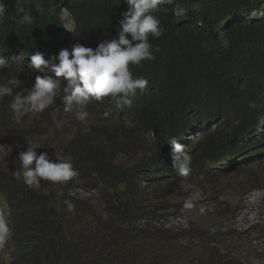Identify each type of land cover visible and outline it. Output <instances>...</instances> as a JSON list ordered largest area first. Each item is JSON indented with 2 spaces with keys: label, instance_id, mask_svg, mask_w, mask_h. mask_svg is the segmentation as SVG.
Here are the masks:
<instances>
[{
  "label": "trees",
  "instance_id": "obj_1",
  "mask_svg": "<svg viewBox=\"0 0 264 264\" xmlns=\"http://www.w3.org/2000/svg\"><path fill=\"white\" fill-rule=\"evenodd\" d=\"M39 1L38 6L34 0H29L26 5L34 17L30 25H19L13 19L16 17L15 0L5 2L8 12L0 25L1 57L50 52L48 49L57 40L69 35L63 29L61 7L70 13L75 23V34L90 41L98 31L91 13L100 11L104 5L105 9L122 5V0ZM175 4L189 11L182 17H176L165 5L160 6L153 14L160 19L164 33L158 39L149 37L159 51L154 52L155 59L144 63L146 70L139 71L133 65L135 74L138 76L142 72L149 82L150 92L141 112H147L155 119L157 136L175 127L188 111L206 117L220 116L229 111L240 112L242 105L236 101L238 98L233 87L235 78L240 75L254 86V79L260 76L248 73L259 71L264 74V45L256 39L259 38L257 34L264 30V24L245 22L250 15L246 12L253 10L259 0H175ZM175 4L170 5L173 10ZM112 22L115 25V20ZM102 25L108 34L111 23ZM220 32L229 42L227 47L218 39ZM97 39H100L99 35ZM164 52L166 57L177 59L182 67L184 97L165 90L158 83L156 72L150 69L157 62L156 57H161ZM155 98L159 108L153 109L151 106ZM251 110L253 116L249 108H245V117L238 116L222 131L224 133L205 141L194 157L200 165L207 160L208 169L217 160H230L235 167L223 177L229 179L240 198L251 189L264 187L258 179L249 183L243 181L245 175L254 177V171L264 166V137L263 140L257 138V121L260 119ZM157 114H161L162 120L157 119ZM4 117L8 120L12 115L7 110ZM12 121L15 122L13 117ZM81 141L73 140L69 145L65 142V151L61 154L71 160L78 172V180L94 183L97 188L102 182L106 184L121 211L113 212L109 204H105L109 212L104 218L99 208L88 200L69 197L67 189L59 194L49 193L53 185L50 181L41 180L39 190L27 187L22 179L17 180L14 176L20 166L1 170L0 195L8 205L14 235L7 243L9 252L6 262L0 261V264H173L179 257L185 256L186 250H196V255H190L195 264H235L224 246L244 232H230L223 228L205 231L192 226L178 232L164 231L165 236H162L157 234V228H142V219L155 217L161 211L181 212L183 200L173 188L175 178L172 174L166 172L164 189L167 192L157 196L158 205L146 210L135 202L133 193L129 194L130 182L135 177L134 168L122 169L118 163L110 164L92 151L82 155L79 148ZM149 165L153 172L157 169L163 171L159 159H153ZM111 174L116 175L107 178ZM130 174L133 176L131 181L127 178ZM155 177L157 181L161 180L157 174ZM194 181L202 192L193 201L196 208L204 203H217L216 190L219 187L216 182L211 183L204 177ZM227 191L234 195V190ZM164 197L170 198L171 202L164 205ZM138 198H145L141 189ZM66 201L74 205L72 211H68ZM241 205V201L238 204L225 203L218 209L221 212L218 219L227 217L228 221H232L234 215L240 212ZM229 210L231 214L228 216ZM203 217L202 222L208 224V215ZM29 224L34 227L27 233ZM138 232H146V238L140 237ZM168 235L171 236L166 237ZM204 240L209 245H203ZM211 255L217 256L212 260L205 257Z\"/></svg>",
  "mask_w": 264,
  "mask_h": 264
},
{
  "label": "clouds",
  "instance_id": "obj_2",
  "mask_svg": "<svg viewBox=\"0 0 264 264\" xmlns=\"http://www.w3.org/2000/svg\"><path fill=\"white\" fill-rule=\"evenodd\" d=\"M6 1L0 0V25L4 23L8 12ZM34 2L36 6L40 3L39 0ZM28 3L29 0H15L16 17L13 19L19 25L33 23L34 17L26 7ZM173 4L175 0H122L121 6L105 9L104 5L100 11L91 13L99 32L95 31V38L90 41L75 34V23L70 13L61 7L63 29L69 35L57 40L55 45L48 49L50 52L43 54L36 51L29 55L17 54L10 57L7 55L6 58L0 56V125L12 123L9 125L13 128L15 125L19 126L25 118H31L35 120L40 131L47 134V142L56 144L55 149L59 152L65 151V142L69 145L73 140L74 142L82 140L79 145L82 155L92 151L110 164L118 163L122 169L133 167L135 172L133 181L130 180L133 177L131 174L127 176L131 181L129 194L133 193L135 202L146 210L158 205L157 196L167 192L164 189L166 172L172 174L175 178L173 188L175 192L181 194L183 200L181 212L161 211L160 214L164 215V218L182 217L186 225L184 228L163 230L168 232L191 228L194 226L193 222L189 221L192 216L203 220L205 218L203 216L208 215L209 223L215 219L220 222L228 221L227 217L218 219V215L221 214L218 209L225 203L231 204L220 195V188L216 190L217 203H204L198 208L193 204L202 193L194 180L204 177L211 183L216 182L217 186L219 179L229 181L223 175L229 174L235 167L230 160H217L209 169L207 160L201 165L195 162V154L205 141L224 133L222 131L238 116L245 117V108H249L251 115V109L255 111L257 119H260L257 121L259 125L257 138L263 140L264 137V74L259 71L248 73L250 76H260L254 79V86L240 75L234 80L233 87L238 100L235 95L234 97L242 105L240 112L229 111L216 118L188 111L182 115L175 127L159 136L155 134V119L149 113L141 112L150 92L149 82L142 72L138 76L135 74L133 65L139 71L146 70L144 63L155 59L154 52L159 51L149 37L158 39L164 33L160 19L153 14L160 6L165 5V8L176 17H182L189 11L179 4H175L173 10L170 6ZM63 12L68 15L73 25L72 30L66 29L62 19ZM246 13L250 15L245 22L264 24V0H259V4ZM102 23H111L108 34ZM98 35L100 39H97ZM257 36L259 38L256 39L264 45V30ZM218 39L224 47L228 46L229 42L223 32L218 34ZM88 46H93L94 49ZM156 59L157 62L150 69L156 72L158 83L165 90L184 97L183 71L177 59L166 57V52ZM158 103V99L155 98L151 107L159 108ZM7 110L15 122H11L12 117L4 119L7 117H4ZM157 119L162 120L161 114H157ZM26 142L27 149L18 154L20 167L14 172L17 180L22 179L27 187L34 190L40 189L41 180L50 181L53 185L49 193L59 194L67 189L66 194L69 197L88 200L99 208L104 218L109 209L113 212L121 211L106 184L102 182L97 188L94 183L81 182L69 158L55 154L53 159L47 152L38 155L35 150L41 146ZM153 159H159L165 173L160 169L156 172L151 171L149 164ZM156 174L161 177L160 181L155 179ZM115 175L111 174L107 178H114ZM140 189L145 195L144 199L138 198ZM256 190L264 191V187L251 189L241 198L238 195L237 198L242 203L241 209L247 205L244 197ZM162 202L167 205L171 199L164 197ZM65 203L68 211L74 209L70 201ZM244 203L246 204L243 206ZM105 204H109V209ZM230 211L227 212L228 216ZM9 215L7 203H0V249L5 247L14 235ZM240 215V212L234 215L232 221ZM155 218L159 219L157 215L142 219L140 221L142 228L154 229L150 222H154ZM184 220L178 219L179 222ZM258 221L261 219H256L246 229L253 228L256 226L253 224ZM209 223L206 224L205 231L220 228L232 230L230 232L236 231ZM33 227V224H29L26 232L29 233ZM138 234L146 238V232Z\"/></svg>",
  "mask_w": 264,
  "mask_h": 264
},
{
  "label": "rangeland",
  "instance_id": "obj_3",
  "mask_svg": "<svg viewBox=\"0 0 264 264\" xmlns=\"http://www.w3.org/2000/svg\"><path fill=\"white\" fill-rule=\"evenodd\" d=\"M62 19L65 22L66 29L72 30L73 25L65 12L62 13ZM9 124L12 123H8L6 126L0 125V171L6 170L7 168H16L20 166L18 154L20 151L27 149L28 145L26 141L39 144L41 147L35 150L36 152H39V154L47 152L53 159L55 158V154L61 155L63 157L61 152H59L58 149H55L56 144L47 142V134L43 131H40L38 126H36L34 119L25 118L19 123V126L15 125L13 128H10ZM254 172V177L245 175L243 181L249 183L251 180L255 181L258 179L261 184L264 185V166H262L261 169L255 170ZM219 181L220 182L217 183V187L220 188V195L231 204H238L239 200L237 197L239 193L235 192L236 190L234 186L228 180L219 179ZM223 187L226 189H221ZM227 190H234V195ZM93 198L96 199L94 195ZM244 199L247 202L246 208L243 207V209H241V215L237 217L235 221L220 222L215 219L209 224L215 223V226L217 227L221 225V227L225 226V228L236 229V231L244 232L237 235L236 238L226 243L224 246V248L227 249V254L231 255L234 259L235 264H264V191H252L247 196H245ZM94 201L99 202V200ZM3 202L5 201L0 195V203ZM245 204L246 203H244L243 206ZM157 216H159V219L155 218L154 222H150V224L151 226L159 229V232H157L159 235H164L165 232L163 230H169L178 227L184 228L186 225V222L182 217L164 218V215ZM179 218L184 221L179 222ZM258 218L261 219V221L253 224L256 226H254L250 231H244L247 230L246 228L249 224ZM189 221L193 222L195 228L201 227L205 230L206 223H203L202 220H198L196 216H192ZM170 236L171 235H168L166 237ZM202 244L207 246L209 245V242L204 240ZM8 252L9 248L6 244L5 247L0 249V261L6 262ZM158 253H162V251H159ZM191 254L196 255V250H186L185 256L179 257V259L174 261L173 264H195L193 257L190 256ZM216 256L217 255H211L205 257L212 260L215 259ZM203 262L207 263L206 260H203Z\"/></svg>",
  "mask_w": 264,
  "mask_h": 264
}]
</instances>
